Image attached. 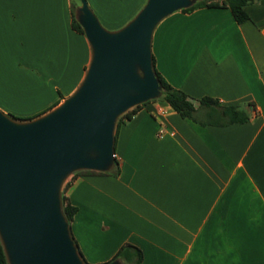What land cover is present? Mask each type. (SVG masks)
I'll list each match as a JSON object with an SVG mask.
<instances>
[{"label":"crops","instance_id":"0c3cea01","mask_svg":"<svg viewBox=\"0 0 264 264\" xmlns=\"http://www.w3.org/2000/svg\"><path fill=\"white\" fill-rule=\"evenodd\" d=\"M87 1L116 31L148 0ZM72 3L0 0L2 112L38 118L81 85L92 48L72 26ZM245 11L241 24L229 9L179 11L156 28V68L192 99L197 120L148 103L116 127L113 172L69 180L71 230L89 263H109L131 244L142 264H264V0ZM204 98L250 118L215 125L217 108Z\"/></svg>","mask_w":264,"mask_h":264},{"label":"water","instance_id":"95a60500","mask_svg":"<svg viewBox=\"0 0 264 264\" xmlns=\"http://www.w3.org/2000/svg\"><path fill=\"white\" fill-rule=\"evenodd\" d=\"M198 1L148 0L109 31L80 0L76 18L92 48L81 85L32 120L0 110V241L9 264H86L63 211V187L77 172L113 169L120 117L164 93L153 63L156 28Z\"/></svg>","mask_w":264,"mask_h":264},{"label":"trees","instance_id":"16d2710c","mask_svg":"<svg viewBox=\"0 0 264 264\" xmlns=\"http://www.w3.org/2000/svg\"><path fill=\"white\" fill-rule=\"evenodd\" d=\"M262 0H199L194 6H192L189 9L182 10L184 13H190L193 12L197 9L201 8H222V9H229L231 10L235 20L238 23H243L249 19L248 14L245 11V8L250 5L254 4L257 2H260ZM76 11L77 7L73 6V22L72 26L75 31H77L80 34L85 35L84 30L82 26L79 24L76 18ZM153 63H154V70L156 72V75L158 79L161 81L164 93L162 98L154 101H163L168 103V105L176 111L178 114H180L183 118L185 119H191L196 121V113L197 110L195 108V105L192 101V99L184 93L182 90L177 89L173 87L162 75L161 73L157 70L156 68V63H155V58L153 56ZM153 101L144 103L140 106H137L131 110H129L127 113H125L123 116L120 117L118 120L117 126L124 120H131L133 116L141 109L142 106L151 103ZM201 106H211L213 108H217L214 111V115L212 116V122L215 125L218 126H228L232 124H243L248 122L250 116L249 113L247 112L246 108L240 107V106H220L218 101L211 99V98H204L199 101ZM14 120L17 121H28V120H22L19 118H16L12 115H10ZM118 161L116 159L115 165L111 172L115 170L118 166ZM83 173H100V172H95V171H80L75 173L73 176H77L79 174ZM110 173V172H107ZM101 174H106V173H101ZM69 183L67 182L62 191V203H63V211L68 219L70 226L78 212V208L75 207L74 205L71 204L69 199L65 196V191L68 188ZM73 235V234H72ZM75 240V239H74ZM76 242V241H75ZM76 245L78 247V250L80 252V255L84 259L85 263L88 264L86 259L84 258L82 252L80 251V248L76 242ZM115 260H121L125 264H142L144 260V255L141 249L138 247H135L131 244H127L123 246L118 253L115 255V257L112 259V261ZM110 261V262H112ZM0 264H9L3 245L0 241Z\"/></svg>","mask_w":264,"mask_h":264},{"label":"rangeland","instance_id":"374dc122","mask_svg":"<svg viewBox=\"0 0 264 264\" xmlns=\"http://www.w3.org/2000/svg\"><path fill=\"white\" fill-rule=\"evenodd\" d=\"M74 6H76L77 8L81 5V3H80V0H73V3H72ZM77 12V11H76ZM140 12V11H139ZM138 12V13H139ZM95 13V12H94ZM137 13V14H138ZM96 14V13H95ZM136 14V15H137ZM97 15V14H96ZM135 15V16H136ZM129 16V15H128ZM134 16V17H135ZM134 17H132L131 19H130V21L134 18ZM99 18V17H98ZM100 20V19H99ZM129 21V22H130ZM100 22H101V20H100ZM128 22V23H129ZM102 23V25L105 27V25H104V23L103 22H101ZM128 23H126V24H128ZM125 26V25H124ZM123 26V27H124ZM122 27V28H123ZM106 28V27H105ZM107 29V28H106ZM107 30H109V29H107ZM109 31H112V30H109ZM6 114H9V115H12V116H14V117H16V118H19V119H22V120H28V119H33V117L36 115V113L34 114V113H31L30 111H27L26 109H24V110H21V111H14V112H11V113H6ZM72 177H70L68 180H67V182H69V180L71 179ZM66 182V183H67ZM65 183V184H66ZM88 262V261H87ZM88 264H91V263H89L88 262Z\"/></svg>","mask_w":264,"mask_h":264},{"label":"built area","instance_id":"2783aa9c","mask_svg":"<svg viewBox=\"0 0 264 264\" xmlns=\"http://www.w3.org/2000/svg\"><path fill=\"white\" fill-rule=\"evenodd\" d=\"M171 107L167 106H158V113L160 115H166L170 112ZM167 134V131L165 129H160L158 132V137L163 138Z\"/></svg>","mask_w":264,"mask_h":264}]
</instances>
